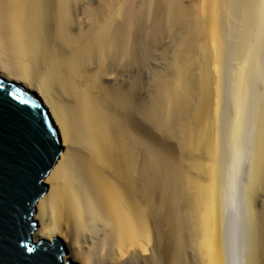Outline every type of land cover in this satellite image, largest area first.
<instances>
[{
	"label": "bare ground",
	"instance_id": "1",
	"mask_svg": "<svg viewBox=\"0 0 264 264\" xmlns=\"http://www.w3.org/2000/svg\"><path fill=\"white\" fill-rule=\"evenodd\" d=\"M55 2L14 0L0 6V76L44 100L63 147L46 178L48 192L37 204V241L62 239L66 258L75 264H264V209L258 208L264 192V0H207L214 71L208 91L214 96V85L219 96L224 91L216 70L223 71L229 52L233 106L226 164L214 194H157L160 175L154 163L167 165L170 156L162 151L169 144L156 143L153 132L163 115L153 105L150 63L143 72L135 69L144 60L136 40L141 27L135 35L132 21L113 15L89 26L85 21L74 34ZM16 63L25 64L26 71L20 73ZM170 91L167 87L160 96L161 109ZM252 98L254 136L246 146ZM163 124L158 127L165 129ZM229 209L235 217L227 227Z\"/></svg>",
	"mask_w": 264,
	"mask_h": 264
},
{
	"label": "rangeland",
	"instance_id": "2",
	"mask_svg": "<svg viewBox=\"0 0 264 264\" xmlns=\"http://www.w3.org/2000/svg\"><path fill=\"white\" fill-rule=\"evenodd\" d=\"M11 1L14 2V0H0V6L2 7ZM59 4L63 6H60ZM55 5L66 19L69 18L67 20H70L69 24L71 26V31H75V33L73 32L74 34H76V29L78 30L81 28V24L85 23V21L88 22L89 26V24L94 23L96 20L98 21L101 19V21H103L107 18L113 17V15L118 16L122 20L127 18V21L129 19L127 22L132 21L131 23H128V25L130 27L129 29L133 32L136 30L134 32L135 35L137 34L136 32H138V28L141 27V29H139L140 33L138 32L136 36V40L138 41L140 39V41H144L137 42V45L143 43L140 47L138 45V49L140 52H142L141 50H144V53L142 52L144 60L136 65L135 69L139 71L141 68L142 70V67H145V62L146 64L148 62L150 63V66L148 64L147 66L150 67L151 97L153 99L154 107H157L155 109L158 110L160 108L163 115V125L166 127L165 129L158 127L159 125L161 126L162 121L161 123H157L156 121V123H154L155 127L153 132L156 143L162 145L164 142H167L166 144H169L168 147H166L167 149H164L166 152H164V150L162 151L165 155L167 154L166 156H170L169 162L166 163L167 165H164V167L157 162L154 163L155 170L158 171V174L160 175L158 185L160 189L157 194H212L215 191V186H217L216 177L220 178L223 167L225 166L222 167L223 161L224 164H226L227 129L229 127L228 123L231 119H229L231 116H229L230 112L228 110H230V114H232L233 106L230 103V100L232 102V99L229 100L230 96L228 97V95H231L227 77L229 71H226L228 64L231 66L228 58L229 56H227L229 53L228 51V53L225 52L227 55L225 54L226 56H224V58L226 57L228 60L223 58L225 63L222 62V68L220 67L223 71L219 69L221 71L219 73L218 70H216L217 74H221L220 76L224 78L222 85L225 87L221 86V89L224 90H221L223 94L221 93V96H219L217 85H214V96L210 95L211 92L209 94V91H211L209 88H212V85H210L208 81V75H212L214 71L212 70L213 62L211 56V43L213 38L210 32V19L206 17L207 0H56ZM63 7H65L64 11L62 9ZM71 8H74V10ZM75 8L77 9L75 10ZM45 10L49 15H53V12L55 11L53 6L49 7V5L46 6ZM150 10H152V12ZM143 16L145 21H147V24L145 21H142L144 20ZM146 16L149 19H152L149 20ZM138 17H140L139 20ZM8 19L12 20L11 17ZM136 21L140 22H137L136 25ZM143 23L146 25L144 26ZM138 24H142V26H139ZM136 26H138L137 29H135ZM67 31L68 30H65V32ZM38 36L40 37L41 35ZM229 44L230 43H228L227 46H229ZM225 48L228 50L227 47ZM146 55L149 56L147 57ZM146 58H149V60L146 61ZM223 59L221 61H223ZM141 63L144 64V66ZM13 67L20 69L18 70L21 71L20 73H24L26 71L25 67L27 66L25 64L16 63ZM143 70L145 71V68ZM32 71H35V69H30L29 73L31 74ZM39 74L40 73L35 72L38 79ZM141 76L139 77V82L143 84V78ZM40 81L41 80L38 82ZM163 84L164 86L162 87ZM165 84L169 85L167 86ZM167 87L169 91L171 90L170 92L173 93V95L171 96L170 92H166V96L169 97L165 98L166 107L161 109L162 107H160L161 105H159L158 102L159 100L161 101L162 97L160 98V96L164 93V90L167 91ZM162 89L164 90L162 91ZM226 91H229L230 93L228 92V94ZM176 95L178 99L177 97L175 98ZM253 99L254 98L250 99V101H254V104L253 102H250L249 105L251 108L249 105V108L247 107L246 116L249 117L250 115V117H246V120L248 121L245 120L246 131H244V144L246 146L250 145L254 136L253 123L255 121L256 113L255 100ZM174 100L175 102H172ZM176 103H180L181 105ZM229 105L231 108H229ZM172 115L173 117H171ZM165 116L167 119H164ZM177 117H179V119H177ZM175 119L178 121H175ZM170 124L172 127L176 124L175 128H171ZM173 129H175L176 132ZM162 130H165L166 132ZM171 132H174L175 135ZM179 140L182 145H178ZM177 148L179 152H175L174 149ZM176 155L178 158L175 157ZM161 176H163V178H161ZM244 181L245 177L240 181L242 183H240L239 187L244 184ZM238 194H240V196L244 194L243 186ZM258 205V208L261 210L264 209V192H261L259 195ZM228 211L229 214H226L227 216L229 215L228 217L226 216V220L228 221L225 223L227 227L231 224L230 219L235 217V213L232 210L230 211L229 209L226 213H228Z\"/></svg>",
	"mask_w": 264,
	"mask_h": 264
},
{
	"label": "snow or ice",
	"instance_id": "3",
	"mask_svg": "<svg viewBox=\"0 0 264 264\" xmlns=\"http://www.w3.org/2000/svg\"><path fill=\"white\" fill-rule=\"evenodd\" d=\"M0 90V264H64L55 239L30 246L20 235L55 150V131L19 89Z\"/></svg>",
	"mask_w": 264,
	"mask_h": 264
},
{
	"label": "water",
	"instance_id": "4",
	"mask_svg": "<svg viewBox=\"0 0 264 264\" xmlns=\"http://www.w3.org/2000/svg\"><path fill=\"white\" fill-rule=\"evenodd\" d=\"M0 84L5 85V89H8L9 86L19 89L22 97L29 101L30 110L33 111L34 113H37L38 116L43 117L50 124L51 128L55 131V137H54L56 140L55 150L52 153L51 159L48 161V167H47V170L44 174V177L41 183L39 195L29 205L30 213L28 216L25 217V223L23 224L22 231L20 232L21 237L29 238L28 243L30 246L38 245L39 242L41 241L45 242V244L47 245V242L49 240L42 239L40 241H37L36 237L34 236L38 228V223L35 221V213L37 210V204L39 200L44 194L48 192V186L45 183L46 178L49 176L51 171L56 166L57 161L61 153L63 152L61 137H60L58 130L56 129L54 125L50 110L46 107L44 100L42 98L38 97V95H36L35 93L30 92L23 85L15 83V82H10L2 76H0ZM0 91H3V90H0ZM33 104L39 105V107L38 108L31 107V105ZM29 225L31 227H29ZM55 240L57 242V246L61 250L62 255L60 256V258L64 261V264H68L69 261L71 262V264H75L72 259L66 258L67 250H66L64 241L60 238H55ZM26 255H30V254H26Z\"/></svg>",
	"mask_w": 264,
	"mask_h": 264
}]
</instances>
